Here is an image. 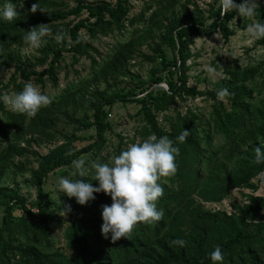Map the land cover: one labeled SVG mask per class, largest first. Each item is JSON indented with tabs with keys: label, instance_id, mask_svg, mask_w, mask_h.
<instances>
[{
	"label": "trees",
	"instance_id": "16d2710c",
	"mask_svg": "<svg viewBox=\"0 0 264 264\" xmlns=\"http://www.w3.org/2000/svg\"><path fill=\"white\" fill-rule=\"evenodd\" d=\"M36 2L23 0L16 20L0 21V94L19 92L25 82L57 88L58 73L81 59L89 60L91 72L33 118L0 103V264H213L208 253L217 245L222 264H264V196L255 195L264 164L254 163L255 147L264 145V61L218 68L224 78L216 90L189 84L195 41L215 32L228 43L235 12L221 15L219 0L204 8L197 0H152L138 14H131L130 0H39L44 11L30 12ZM255 19L264 20V7ZM39 24H49L51 33L35 50L38 57L22 56L21 37ZM58 30L66 34L59 44L53 38ZM127 30L128 39L106 57L94 46ZM255 45L264 48V39ZM144 64L151 65L146 80L132 72ZM221 88L230 95L218 101ZM200 97L213 102L209 116L182 112L181 103ZM118 103L138 107L133 138L116 133L108 119ZM182 129L189 134L177 144L176 174L163 180L157 203L163 217L138 222L128 238L112 242L101 235V206L111 204L103 191L80 205L68 196L55 201L44 188L59 171L75 178L69 173L73 159L107 162L137 138L165 135L175 142ZM87 131L94 134L78 136ZM107 143L112 152L101 155ZM91 171L84 179L95 187ZM19 176L26 178L17 181ZM235 191L245 202L228 212L222 206ZM57 220L65 223L63 240L54 235Z\"/></svg>",
	"mask_w": 264,
	"mask_h": 264
},
{
	"label": "clouds",
	"instance_id": "9594fccd",
	"mask_svg": "<svg viewBox=\"0 0 264 264\" xmlns=\"http://www.w3.org/2000/svg\"><path fill=\"white\" fill-rule=\"evenodd\" d=\"M17 7H23V0H4L0 4V21L11 22L18 18ZM221 15L226 12H235L236 17L247 18L251 22L246 26V42L264 39V20H256L259 6L258 0H240L237 4L234 0H219ZM44 11L39 0L31 4L29 11ZM51 29L49 24H39L29 28L21 37L29 49H39L47 40ZM213 35L217 38V34ZM56 43H61L66 38L63 30H58L54 36ZM230 55V54H229ZM209 67L208 72L212 73ZM230 95L226 88L216 92V99L223 101ZM52 97L42 92L32 82H25L19 92L12 94H0V103L13 113L23 114L33 118L37 112L48 106ZM189 131L181 130L175 137V142L168 136L149 134L141 141L129 144L119 154L110 156L107 162H90L77 158L71 161L73 171L69 176L57 178L54 188L56 192L75 198L76 203L84 205L93 199L94 193L104 192L110 196L111 204L101 206L100 226L101 235L110 238L112 242L121 237L128 238L134 227L139 223L153 224L163 217V211L157 208L159 199L164 195L162 187L165 178L176 174V157L179 155L178 143H183ZM254 163L264 164V145L255 147ZM91 180L98 182L93 186L84 177L89 175ZM257 181L264 185V171L257 174ZM172 244L184 247L185 240L174 239ZM208 258L213 264H222L224 256L219 245L214 246L208 253Z\"/></svg>",
	"mask_w": 264,
	"mask_h": 264
},
{
	"label": "rangeland",
	"instance_id": "374dc122",
	"mask_svg": "<svg viewBox=\"0 0 264 264\" xmlns=\"http://www.w3.org/2000/svg\"><path fill=\"white\" fill-rule=\"evenodd\" d=\"M93 1V0H89ZM113 1V0H106ZM199 5L204 8L207 3H210L214 0H197ZM133 7L131 14H138L144 4L152 2V0H130ZM258 6L264 7V0H258ZM251 21L247 18H240L239 16L232 23L233 36L228 43H225L222 37L217 34V38L212 36L211 38L197 39L195 45L192 47V59L189 61V65L192 67L189 72L190 75V86L197 87L198 90H208L215 89L214 84L221 81L224 78V74L218 68H223L224 66H230L234 64H239L242 67L251 66L258 62L264 61V48L256 46V41L246 42V26ZM130 36V30H127L122 37L117 35L107 38H102L101 42L94 43V46L103 54L104 57L108 56L112 49L117 45V43L126 41ZM146 49H144L145 51ZM19 51L22 56L33 58L38 57L35 50H31L27 45L22 46ZM230 54V55H229ZM66 62L71 61L70 56L65 55ZM33 63V60L30 61ZM211 67L214 69L212 73L208 72V68ZM151 68L150 64H144L141 66H136L132 72L138 74L142 80H146L148 76V70ZM9 72V69H7ZM78 71L79 75H76L74 72ZM91 72L90 62L87 59H81L77 64L72 65L69 68H64L58 73V87L54 88L50 83H46L44 88L39 89L50 95L52 100L60 96L65 91L72 90L75 88L81 79H84L89 76ZM8 76V74H7ZM6 76V77H7ZM35 86V85H34ZM213 102L207 99L206 97H200L195 100L187 98L183 103L180 104L182 112L191 110L203 116H209L212 111ZM138 107L134 104L123 105L121 103L116 104L108 116L109 121L113 122L116 133H121L122 136L126 138H133L137 135L140 126V119L136 117ZM160 121V120H159ZM93 131H87L78 133V136L89 137L93 135ZM109 142L117 143L118 139L114 138L113 134L109 135ZM113 138V139H112ZM112 139V140H111ZM138 142V138L136 139ZM49 149L52 146L48 147ZM41 153H46L47 148H38ZM110 144H106L105 148L101 155L106 156V154L111 153ZM85 160L86 164L93 162V159H87L86 157L82 158ZM73 171V170H72ZM72 171H69L71 173ZM61 176V171L56 174L51 175L50 181L45 185V190L48 193V196L55 201L60 203L63 202V196L66 195L60 192H56L54 184L58 177ZM24 177H17V181H23ZM257 181V180H256ZM259 189L255 193L256 196H264V185L259 183ZM23 194L26 195L28 192L27 187L22 188ZM245 194H251V191L244 190ZM34 194V191H32ZM235 202L243 203L245 202L239 191H235L233 198L224 202L222 208L228 212H232L231 205ZM2 213L0 210V222H1ZM65 228V223L61 220H57L53 224L54 235L56 238L63 240V230Z\"/></svg>",
	"mask_w": 264,
	"mask_h": 264
},
{
	"label": "built area",
	"instance_id": "2783aa9c",
	"mask_svg": "<svg viewBox=\"0 0 264 264\" xmlns=\"http://www.w3.org/2000/svg\"><path fill=\"white\" fill-rule=\"evenodd\" d=\"M33 212H37L36 210H32Z\"/></svg>",
	"mask_w": 264,
	"mask_h": 264
}]
</instances>
